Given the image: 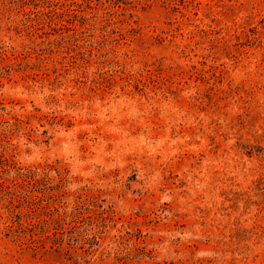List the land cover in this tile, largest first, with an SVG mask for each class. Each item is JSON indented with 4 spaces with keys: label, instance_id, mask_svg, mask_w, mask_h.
Segmentation results:
<instances>
[{
    "label": "rangeland",
    "instance_id": "rangeland-1",
    "mask_svg": "<svg viewBox=\"0 0 264 264\" xmlns=\"http://www.w3.org/2000/svg\"><path fill=\"white\" fill-rule=\"evenodd\" d=\"M0 264H264V0H0Z\"/></svg>",
    "mask_w": 264,
    "mask_h": 264
},
{
    "label": "trees",
    "instance_id": "trees-1",
    "mask_svg": "<svg viewBox=\"0 0 264 264\" xmlns=\"http://www.w3.org/2000/svg\"><path fill=\"white\" fill-rule=\"evenodd\" d=\"M34 202H36V201H34ZM72 228H74V227H72ZM72 228H70V229H68L66 231L67 232L66 240L68 241L67 242L68 244L72 243L71 241H75L76 242V241L79 240V234L74 232L75 230H73ZM29 231H32V229L29 230ZM64 233H65L64 230L59 231V230L56 229V230L53 231V234H55V235L58 234V236L55 239V243H58L59 245L62 244V241L64 240ZM47 235H49V234H47ZM85 239H87V237ZM92 239H93V237H92ZM96 241L97 240L94 239V243H96Z\"/></svg>",
    "mask_w": 264,
    "mask_h": 264
}]
</instances>
